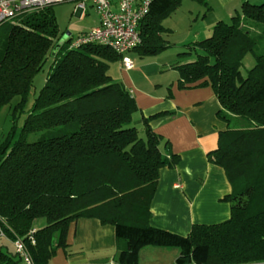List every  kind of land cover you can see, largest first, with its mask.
I'll return each mask as SVG.
<instances>
[{"label":"trees","instance_id":"16d2710c","mask_svg":"<svg viewBox=\"0 0 264 264\" xmlns=\"http://www.w3.org/2000/svg\"><path fill=\"white\" fill-rule=\"evenodd\" d=\"M181 2L152 1L139 25L141 55L169 47L162 19ZM71 41L55 50L52 32L40 21L16 23L0 34V110L10 104L15 116L54 53L22 133L16 138L11 130L0 141L5 237L21 239L34 264H49L59 249L69 252L71 224L93 217L113 225L117 244L125 243L118 264H139L141 251L150 246L177 248L175 264H264V3L243 0L231 22L217 21L213 34L194 44L195 60L175 65L180 88L210 85L219 100L217 116L227 128L207 157L224 169L232 188L222 198L230 204V217L194 223L186 235L150 221L160 171L180 160L166 153L170 141L151 126L162 113L141 115V128L136 126L138 104L109 72L120 55L96 43L72 48ZM250 51L256 63L244 74ZM57 127L64 132L27 138ZM15 255L0 250V264L16 262Z\"/></svg>","mask_w":264,"mask_h":264},{"label":"crops","instance_id":"0c3cea01","mask_svg":"<svg viewBox=\"0 0 264 264\" xmlns=\"http://www.w3.org/2000/svg\"><path fill=\"white\" fill-rule=\"evenodd\" d=\"M117 1L114 0L115 3ZM219 1L226 5L232 0ZM79 4L77 13L82 17L87 14L88 6L85 3L83 11ZM209 17L208 23L215 21L213 13ZM99 24L100 17L80 34ZM133 59L134 69L125 70L120 62V71L113 77L121 79L135 98L140 109L139 121L141 115L148 117L162 113L152 119L151 126L170 141L166 153L180 157L175 167L164 166L160 171L158 188L151 204V223L186 235L194 223L227 220L231 213L230 204L222 198L231 192V184L224 169L209 162L207 157V153L218 146L219 132L227 128V123L217 116L221 105L214 90L210 85L197 84L180 88L175 65L182 61L172 62L166 67L164 57L139 59L134 56ZM2 238L0 250L16 254V262L5 264H26L16 249L11 251L6 245H14V242ZM67 242L69 252L59 249L49 264H118L117 254L125 247L124 242L117 244L113 225L103 224L93 217H81L72 223ZM146 248L141 251L139 264H168L163 262L164 253L171 252L175 262L179 254L177 250L156 247L149 254L151 260H148L143 255Z\"/></svg>","mask_w":264,"mask_h":264},{"label":"rangeland","instance_id":"374dc122","mask_svg":"<svg viewBox=\"0 0 264 264\" xmlns=\"http://www.w3.org/2000/svg\"><path fill=\"white\" fill-rule=\"evenodd\" d=\"M242 2L243 0H232L226 5H223L219 0H208L207 4L196 0H182L181 4L174 11L162 19V24L168 28V32L164 33L163 36L169 43V47L155 55H141L139 50L135 49L132 51L131 56L139 57V59L142 57H164L166 60L164 62L167 63L166 67L172 62L182 61V63H185L193 61L197 57V50H195L194 44L210 37L213 34L214 25L217 21L223 20L231 22L232 17L241 11ZM249 2L260 5L264 3V0H249ZM79 3L80 0H69L49 5L33 14H20L1 25L0 34L6 33L16 23L40 21L45 23V27L52 32L56 44L55 50H57V48L69 38H73L79 35L80 32L87 30L100 17L91 0H86L88 6L87 14L80 17L77 13V6ZM212 13L215 17V21L208 23V19H210L209 16ZM197 49H199L198 46ZM53 55L54 53L49 56L43 69L36 75L34 88L25 109H20L17 112V116H15L14 109L10 104H6L1 108L0 141L11 130L14 131L16 138L22 133V128L25 124V120L29 117L35 98L44 86L51 72V66L54 61ZM120 62L121 60L111 63L110 74L112 76H117V72L120 71ZM255 63L256 59L253 52H248L243 60L242 72L246 74L247 70L253 67ZM118 80L121 81V79ZM18 99L19 97L14 98L12 104H15ZM243 124L247 125V120L244 119ZM135 125L141 128L138 116L135 118ZM62 132H64L62 127L50 128L44 131L28 133L27 138L30 141H35L42 137L53 136ZM3 241L4 238L0 237V245ZM6 245L11 251H15L16 248L13 244L8 243ZM155 248L156 247L146 248L143 251L144 258L151 260L149 254L151 251H154ZM168 249L179 251L177 248ZM166 253L163 254V262L175 264V261H173L174 256H172L171 252H168L169 255L171 254L170 256Z\"/></svg>","mask_w":264,"mask_h":264},{"label":"built area","instance_id":"2783aa9c","mask_svg":"<svg viewBox=\"0 0 264 264\" xmlns=\"http://www.w3.org/2000/svg\"><path fill=\"white\" fill-rule=\"evenodd\" d=\"M69 0H0V26L23 13L39 11L49 5ZM100 16V24L87 32L72 38L71 47L96 43L107 46L121 57L125 70H132L136 64L131 53L141 43L139 29L141 20L149 13L153 0H91ZM86 0H80L79 7L84 11ZM182 187L181 185H178ZM0 226V237H5ZM19 255L26 264H34L24 242L14 241Z\"/></svg>","mask_w":264,"mask_h":264}]
</instances>
